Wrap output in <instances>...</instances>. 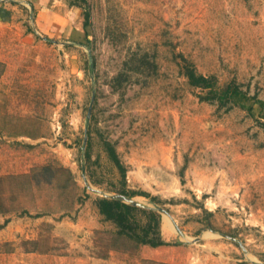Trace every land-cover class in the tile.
<instances>
[{
    "label": "rangeland",
    "instance_id": "1",
    "mask_svg": "<svg viewBox=\"0 0 264 264\" xmlns=\"http://www.w3.org/2000/svg\"><path fill=\"white\" fill-rule=\"evenodd\" d=\"M62 1L63 35L16 33L0 59V218L25 217L31 230L0 236V264H167L141 259L98 219L94 200L120 186L104 140L126 186L161 201L133 198L168 209L173 264L205 261L210 243L214 256L264 264V0ZM134 51L155 68L113 82ZM180 53L247 98L228 109L199 100ZM48 163L71 172L72 192Z\"/></svg>",
    "mask_w": 264,
    "mask_h": 264
},
{
    "label": "trees",
    "instance_id": "2",
    "mask_svg": "<svg viewBox=\"0 0 264 264\" xmlns=\"http://www.w3.org/2000/svg\"><path fill=\"white\" fill-rule=\"evenodd\" d=\"M89 13H84V26L87 25ZM179 60L177 65L180 73L186 78L188 84L197 89V97L201 101H207L212 104H216L218 108L228 109L235 105H241L240 100L246 99V93L240 88L234 80H230L226 83H220L216 75H204L199 73L194 63L183 56L178 54ZM155 68V63L147 61L146 53L139 54L137 51L131 52L123 63L122 70L113 77V82L119 83L123 79L122 75L129 73L130 71H136L144 73L149 71L151 68ZM255 99V96H253ZM263 103V102H260ZM103 147L107 153L109 159L113 162L117 168L120 176V186L116 190L115 194L123 195L126 198H133L135 196H144L149 198L150 201L159 204L161 201L157 196H153L143 190H133L126 186V167L121 162L115 147L111 142L104 140ZM87 153L85 152L84 155ZM47 168L53 166L51 163L45 165ZM55 170L60 171L64 176L65 180L61 184V192L67 191L72 192L76 188V183L72 178L71 172L61 164L53 166ZM28 180V188H30V175L23 174ZM81 198L77 196L75 198L78 202ZM96 209L101 216L103 221L111 222L115 230L113 234L117 237H121L131 241L135 246H150L158 247L161 245H176L178 242L170 243L165 241L161 235V213L168 212L167 208L157 206L155 208L147 207L145 205L139 206L124 202L120 198H111L107 196H100L94 200ZM68 208H73V201H70ZM7 211L3 210L0 206V213L3 214ZM67 212H62L61 215H65ZM21 214L38 217L43 214H30L27 209H23ZM8 219L4 220L3 226Z\"/></svg>",
    "mask_w": 264,
    "mask_h": 264
},
{
    "label": "crops",
    "instance_id": "3",
    "mask_svg": "<svg viewBox=\"0 0 264 264\" xmlns=\"http://www.w3.org/2000/svg\"><path fill=\"white\" fill-rule=\"evenodd\" d=\"M63 5L62 0H0V59L3 57V47L14 39L16 33L24 34L27 30V36L32 31L38 34L50 32L51 36L55 35L56 37L63 35V28L66 24ZM96 214L98 219H100L98 211ZM165 217L164 215L161 216V229L164 227L167 231L161 230V235L165 241H168L172 237L173 231L171 225L164 224ZM5 219H8V221L3 226H0V236H4L8 240L28 237V233L31 231L27 228L30 225V220H25V217L4 216L0 218V224H3ZM35 219H41V217H35ZM95 227H99L98 224H95ZM80 231L77 233H81V238H85L87 236L86 233L91 232L87 230ZM210 236L207 235L206 237ZM208 247L206 250L209 253H206L207 259L205 261L202 259L190 264H254L239 263L238 252H234L237 250L231 249V252H223V250L219 249L217 250V255L214 256L212 252L214 251V246L210 243ZM140 248L143 250L141 259H152L158 262L173 264V259L170 256L173 248L170 245L158 247L144 245ZM228 251L230 250L228 249ZM29 253L33 252H27V254ZM36 253L41 254L39 252ZM102 261L104 260L102 259ZM181 264L187 263L183 262Z\"/></svg>",
    "mask_w": 264,
    "mask_h": 264
},
{
    "label": "water",
    "instance_id": "4",
    "mask_svg": "<svg viewBox=\"0 0 264 264\" xmlns=\"http://www.w3.org/2000/svg\"><path fill=\"white\" fill-rule=\"evenodd\" d=\"M93 98H94V95L92 94L91 100H90V104H89L88 110H87V117H89V115L91 113V107H92V103H93ZM85 136H86V133H85ZM104 196L111 197V198H120L124 202L130 203V204H135V205H139V206H143L144 205L141 202L136 201L134 198H129L128 199V198H126L123 195H118V194H104Z\"/></svg>",
    "mask_w": 264,
    "mask_h": 264
},
{
    "label": "bare ground",
    "instance_id": "5",
    "mask_svg": "<svg viewBox=\"0 0 264 264\" xmlns=\"http://www.w3.org/2000/svg\"><path fill=\"white\" fill-rule=\"evenodd\" d=\"M165 223L168 224V222H167V218H165Z\"/></svg>",
    "mask_w": 264,
    "mask_h": 264
}]
</instances>
